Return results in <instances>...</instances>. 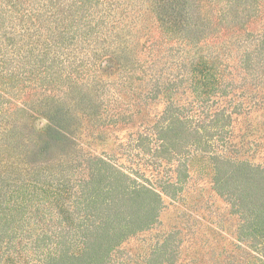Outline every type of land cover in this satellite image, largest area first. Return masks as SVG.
Wrapping results in <instances>:
<instances>
[{
	"label": "trees",
	"instance_id": "1",
	"mask_svg": "<svg viewBox=\"0 0 264 264\" xmlns=\"http://www.w3.org/2000/svg\"><path fill=\"white\" fill-rule=\"evenodd\" d=\"M263 1L0 0V264H264V166L240 157L230 129L234 114L251 111L244 100L264 107V27L236 37L224 59L198 53L211 49L207 2L214 26L235 33L245 21L264 25ZM151 13L165 43L139 41ZM115 65L116 83L103 78ZM198 67L196 76L230 87L228 105L217 103L212 129L185 149L191 124L174 113L133 137L164 172L156 183L78 144L81 119L101 121L105 97L115 110L129 87L154 102L163 87L177 93ZM235 89L243 100H232ZM126 109L128 122L141 113ZM39 117L46 123L35 125ZM201 154L238 219L232 250L203 240L200 208L186 203L188 161ZM165 196L182 206L174 204L175 224L140 237L161 225ZM134 238L142 243L132 251Z\"/></svg>",
	"mask_w": 264,
	"mask_h": 264
},
{
	"label": "rangeland",
	"instance_id": "2",
	"mask_svg": "<svg viewBox=\"0 0 264 264\" xmlns=\"http://www.w3.org/2000/svg\"><path fill=\"white\" fill-rule=\"evenodd\" d=\"M208 1V0H207ZM210 11H205L206 17L211 21L208 29L207 44L211 49L204 45L202 49L198 51L199 55L207 54L209 51H214L224 59L226 56V47H233L236 37H245L246 31L251 30L256 32L257 29L264 27L263 24L251 25L250 22L245 21V27H238L237 32L227 31L226 28L214 26L218 21V15L213 14L212 5L207 2ZM264 5V1H263ZM147 26L144 33L139 37V41L142 44L143 41L162 42L165 43V39L168 36L165 31V27L162 21L158 19L156 15L152 13L148 15V20L145 24ZM214 35V36H211ZM150 42V43H151ZM198 67L185 82L180 86L181 88L177 93H171L163 87V93L154 102H148V98L137 97L129 87H125L128 91L123 92L122 104L117 109H113L109 103L112 99L107 101L108 97H105V103L100 110V119L98 123H92L88 117L83 118L82 125L76 134V140L86 151H90L93 154H106L109 157L122 165L125 169L138 170L141 177L145 176L147 179H151L152 183H156L158 179H162L164 172L158 173L152 164L148 163L150 154L148 151L140 149L133 140L138 132H145L146 129L153 127V125L161 120L164 116L174 113L180 115L182 119H188L191 124L190 132L182 134V142L184 143L181 148L185 149L190 145L191 139L198 136L207 135L211 128V120L213 109L217 106L228 105V97L224 93L225 89L228 91L226 83L223 81L210 80L207 82L201 78ZM118 69L115 65L112 70L109 71V75H104L105 80L115 82L119 81ZM119 77V78H118ZM139 84L140 81H136ZM111 90H114V85H108ZM145 89V86H142ZM169 91V92H167ZM236 93H239L238 89H235ZM145 93V92H144ZM231 97V96H230ZM230 99V98H229ZM242 99L239 94L233 95V101L236 102ZM148 100V101H147ZM243 100V99H242ZM215 101V102H214ZM251 111L248 114H234L230 126H232V140L237 143L239 148V155L241 158L250 161L255 165L264 166V107L255 109L250 100H244ZM142 103V104H141ZM141 104V106H140ZM212 105V107H211ZM136 107L141 110V113L137 115L133 121L122 120L123 114H128L130 109ZM247 109V108H246ZM113 113L117 115V122L109 121ZM120 113V115H119ZM122 113V115H121ZM35 125H43L46 123V119L39 117L35 120ZM228 135V134H227ZM152 144H156L154 141ZM153 147V146H152ZM192 150V148H190ZM189 174H190V188L186 192V203L197 204L200 209L197 211L202 214L203 222V240H209V243L216 245L217 250L222 252L224 248L232 250L237 243L236 224L238 219L236 216L230 213L229 204L214 188L215 168L212 162L209 160L208 155H195L188 161ZM165 180V179H164ZM162 180V181H164ZM167 208L162 211L161 225L156 226V229L150 233L141 235L140 237L149 238L164 229L169 230L176 222V206L182 207L181 204L173 202L169 197L165 196ZM175 204V205H174ZM196 211V210H194ZM197 216V215H195ZM225 217V221H219ZM209 227V228H208ZM207 237V238H206ZM218 242V243H217ZM142 240L132 239L130 244H127L129 249L134 251L136 247H139ZM187 243L185 242V245ZM210 244H206L202 253L207 250Z\"/></svg>",
	"mask_w": 264,
	"mask_h": 264
}]
</instances>
